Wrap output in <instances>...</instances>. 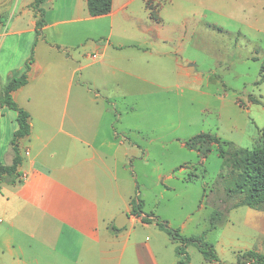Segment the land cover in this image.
I'll return each mask as SVG.
<instances>
[{
  "label": "crops",
  "instance_id": "obj_1",
  "mask_svg": "<svg viewBox=\"0 0 264 264\" xmlns=\"http://www.w3.org/2000/svg\"><path fill=\"white\" fill-rule=\"evenodd\" d=\"M33 1L0 0V86L24 70L39 17ZM55 1L40 4L43 34L27 83L11 92L29 114L30 133L18 140L19 179L0 182L2 255L8 264H176L177 244L155 221L130 214L134 161L147 163V151L130 138L132 127L114 126L122 118L106 85L118 87L120 73L131 76L137 62L168 55L173 74H185L186 67L177 51L160 45L169 38L159 21L136 17L131 8L137 0H112L100 16L89 15L87 0ZM62 29L77 38L74 43L55 38ZM16 115L0 105V164L14 156ZM121 211L129 220L113 233L110 225Z\"/></svg>",
  "mask_w": 264,
  "mask_h": 264
},
{
  "label": "rangeland",
  "instance_id": "obj_2",
  "mask_svg": "<svg viewBox=\"0 0 264 264\" xmlns=\"http://www.w3.org/2000/svg\"><path fill=\"white\" fill-rule=\"evenodd\" d=\"M64 1L69 0L54 6ZM145 5L148 12L140 0L131 9L147 24L149 18L159 21L169 38L160 45L177 51L187 72L173 74L168 55L153 64L137 62L131 76L120 73L118 87L106 85L122 118L114 126L132 127L130 138L147 151V163L134 161L132 199L181 234L202 236L215 247L219 262L209 263L194 245L187 246L189 264H237L238 254L247 250L264 254V203L242 205L243 195L230 191L238 171L219 156L215 143L185 146L200 133L219 137L229 150L260 143L264 106L252 100L264 103V0H145ZM62 30L55 38L74 43L77 38ZM78 48L76 43L71 51ZM5 249L0 228V264H8Z\"/></svg>",
  "mask_w": 264,
  "mask_h": 264
},
{
  "label": "trees",
  "instance_id": "obj_3",
  "mask_svg": "<svg viewBox=\"0 0 264 264\" xmlns=\"http://www.w3.org/2000/svg\"><path fill=\"white\" fill-rule=\"evenodd\" d=\"M44 0H34L32 7L39 14L35 23V40L30 49V54L25 61L24 70L19 76H15L9 80L5 86H0V105L7 106L16 111L17 129L14 131L11 139V148L13 150V159L10 164H0V182L13 185L19 179L20 172L18 167L21 163V156L18 148V140L29 135L30 122L29 114L24 109L17 106L11 96V92L27 83L28 72L33 62V48L36 40L42 36V26L44 25V10L40 4ZM112 0H87V10L90 16H100L107 14L111 10ZM150 11L151 8L149 7ZM4 19L0 18V22ZM264 67H262V71ZM264 79V74L261 80ZM253 103L262 104L259 99H253ZM215 143L218 147L219 156L231 162L232 167L237 170V174L232 179V187L230 191L236 194H242V205L248 207H258L264 203V128L261 131L260 143L252 149L232 148L227 149L229 143L222 141L219 137L209 134L200 133L185 142V146L189 149L199 148V144L203 142ZM209 149H207L208 151ZM191 178H188L190 180ZM130 214L140 216L141 221H155L156 225L163 230L178 245L175 248L177 256L176 264H189V255L186 247L194 245L202 254L205 261L219 262L218 254L215 247L204 240L202 236H185L168 225V222L152 213L142 211V203L139 199H131ZM144 213V215H142ZM214 216L211 217V227L215 226ZM113 233L120 231L113 223L110 225ZM264 244V239H263ZM264 264V254L257 253L253 250H247L238 254L237 264Z\"/></svg>",
  "mask_w": 264,
  "mask_h": 264
},
{
  "label": "water",
  "instance_id": "obj_4",
  "mask_svg": "<svg viewBox=\"0 0 264 264\" xmlns=\"http://www.w3.org/2000/svg\"><path fill=\"white\" fill-rule=\"evenodd\" d=\"M129 216L127 212L120 213L113 221L114 226L117 229H122L128 222Z\"/></svg>",
  "mask_w": 264,
  "mask_h": 264
}]
</instances>
